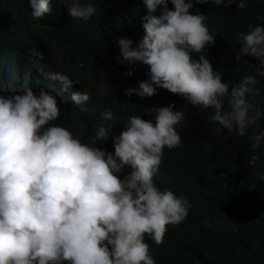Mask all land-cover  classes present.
<instances>
[{
	"label": "clouds",
	"instance_id": "9594fccd",
	"mask_svg": "<svg viewBox=\"0 0 264 264\" xmlns=\"http://www.w3.org/2000/svg\"><path fill=\"white\" fill-rule=\"evenodd\" d=\"M62 2L64 23L88 22L103 34L113 33L125 21L121 12L128 6V0ZM206 2L137 0L141 26L135 34L123 32L112 39L113 63L100 73L76 43L42 33L55 43L53 51L66 53L59 58L51 53L48 59L51 72L43 79L54 89L26 80L31 70L44 83L33 70L27 40L15 47L0 45V264H156L145 234L161 244L166 225L184 221L190 208L187 197L161 189L153 179L164 149L182 144L177 129L187 114L173 100L211 109L208 121L218 134L223 129L244 137L251 129L247 164L264 168V154L255 152L264 141V129L256 130L264 117L259 108L264 96L258 107L248 99L259 94L256 77L264 76V24L249 23L247 31L238 33L233 59L240 62L251 55L258 63L249 64L254 74L231 84L206 58V46L217 37L205 23L206 14L189 11ZM211 2L224 8L235 2L244 9L249 0ZM28 3L31 16L40 20L55 7L54 0ZM44 59L40 55L42 66ZM12 60L26 71H19ZM55 87L61 89L56 92ZM158 87L172 94L171 103L149 107L154 114L150 120L130 115L125 128L112 136L111 151L95 146L109 136L112 124L107 122L114 120L110 108L100 113L98 106L101 120L83 141L63 126L67 111L90 109L92 92L115 101L131 99L134 93L150 97ZM66 91L71 101L61 99Z\"/></svg>",
	"mask_w": 264,
	"mask_h": 264
},
{
	"label": "trees",
	"instance_id": "16d2710c",
	"mask_svg": "<svg viewBox=\"0 0 264 264\" xmlns=\"http://www.w3.org/2000/svg\"><path fill=\"white\" fill-rule=\"evenodd\" d=\"M172 7L169 2V8ZM198 10L206 14L209 31L216 32V41L206 46L205 54L214 62L222 78L235 84L243 75L254 74L255 70L249 64L258 63V58L246 55L236 62L233 57L239 48L238 33L247 31L249 23L264 24V19H258L264 17V1L249 0L246 8L239 9L235 2L224 8L208 0L204 4H194L189 11L195 13ZM53 11L59 12L51 6L50 12ZM121 15L125 21L113 33L103 34L80 20L61 28L66 21L61 17L45 14L41 20L34 18L28 0H0V45L25 42L27 35L36 32H52L88 53L94 59L95 72L100 73L104 66L113 63L112 39L123 32L135 34L138 31L142 14L137 0H128ZM41 22L47 24V28H40ZM191 55L198 56L194 52ZM256 78L259 94L248 96L254 107H258L264 96V76ZM92 95L90 109L67 111L62 118L63 126L83 141L93 134V128L101 120V115L96 114L98 106H102L100 113L110 108L114 120L107 122L112 124L109 136L95 145L106 151H111L112 136L119 135L130 115L153 119L149 107L155 104L156 107L167 106L172 96L162 87H158L154 95L144 98L134 93L131 99L120 97L106 101L93 92ZM173 101L187 114L177 129L182 144L171 150L164 149L153 179L161 189L168 188L176 195L187 197L190 208L184 221L166 225L168 231L161 244H155L145 234L156 264H264V168H252L247 164L252 154L247 139L251 129L244 137L223 129L218 134L214 123L208 121L211 109L192 106L185 99ZM259 108L264 111L263 102ZM258 124L257 131L264 129V117ZM255 152L260 157L264 154V141Z\"/></svg>",
	"mask_w": 264,
	"mask_h": 264
},
{
	"label": "bare ground",
	"instance_id": "6f19581e",
	"mask_svg": "<svg viewBox=\"0 0 264 264\" xmlns=\"http://www.w3.org/2000/svg\"><path fill=\"white\" fill-rule=\"evenodd\" d=\"M54 6L55 7H53V9L59 8L60 11L59 12H57V11L54 12L53 11V12H49V13H46V14H50L54 18L65 17L66 16V13L63 11L64 3L62 2V0H54ZM68 25H69V23H63V25H60V27L64 28V27H67ZM39 27L40 28H47V24L41 22ZM26 40L30 44L29 47H28V51L31 52V54H33V58H34V68H33V70L36 69V75L40 79H43V78H45V76L47 75L48 72H51V70H49V68L47 66L48 59H52L51 53L55 54L58 58L61 57L62 55H65L66 53H60V52H57V51H53V47H54L55 43L51 39H49L48 37L43 36L42 33H39V32H36V34L27 35L26 36ZM37 42H40L41 44L37 45ZM15 45L16 44H13L12 47H15ZM58 46H59V44H58ZM45 51L49 52L50 55L46 56L45 55ZM40 55H43L44 58H45L43 60V62L45 63V64H43V66L41 64H39V63H42V62H40ZM59 60H62V59L60 58ZM11 64L13 66H15L19 71H26V70H24L25 68L21 67L19 65V63H17L15 60H12ZM27 71H29V72H27L26 75L29 76V78H26V80H28L30 82L31 81L32 82H36L37 86L39 88H43L45 90L54 89L53 87H50L48 85V83H47L48 81H45L43 79L41 82H44V83H40V82H38L35 79L34 73L30 72L31 70H27ZM24 73L25 72H20V74H24ZM57 82H59V81L57 80ZM55 88H56L55 89L56 92L61 89L60 87H55ZM61 99L65 100V101H71L70 93H68L67 91L63 92ZM112 129L116 130V128H114V127Z\"/></svg>",
	"mask_w": 264,
	"mask_h": 264
},
{
	"label": "rangeland",
	"instance_id": "374dc122",
	"mask_svg": "<svg viewBox=\"0 0 264 264\" xmlns=\"http://www.w3.org/2000/svg\"><path fill=\"white\" fill-rule=\"evenodd\" d=\"M12 90L15 91L16 89L14 87H12Z\"/></svg>",
	"mask_w": 264,
	"mask_h": 264
}]
</instances>
